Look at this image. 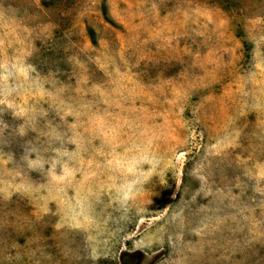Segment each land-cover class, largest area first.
<instances>
[{
    "label": "rangeland",
    "instance_id": "374dc122",
    "mask_svg": "<svg viewBox=\"0 0 264 264\" xmlns=\"http://www.w3.org/2000/svg\"><path fill=\"white\" fill-rule=\"evenodd\" d=\"M0 264H264V0H0Z\"/></svg>",
    "mask_w": 264,
    "mask_h": 264
}]
</instances>
